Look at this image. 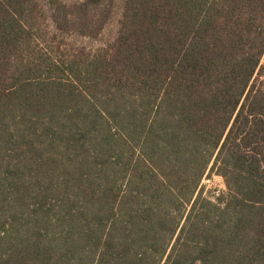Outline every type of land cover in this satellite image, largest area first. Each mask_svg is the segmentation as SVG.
<instances>
[{
  "label": "trees",
  "instance_id": "obj_1",
  "mask_svg": "<svg viewBox=\"0 0 264 264\" xmlns=\"http://www.w3.org/2000/svg\"><path fill=\"white\" fill-rule=\"evenodd\" d=\"M121 1L0 0V264H264V0Z\"/></svg>",
  "mask_w": 264,
  "mask_h": 264
},
{
  "label": "rangeland",
  "instance_id": "obj_2",
  "mask_svg": "<svg viewBox=\"0 0 264 264\" xmlns=\"http://www.w3.org/2000/svg\"><path fill=\"white\" fill-rule=\"evenodd\" d=\"M64 1L68 3H73V2H78L82 0H64ZM121 7H122V1L117 0L115 4L113 16L111 20L109 21L103 34L96 41H89V40L84 41L86 45L94 46V47L102 46L103 44L109 43L116 37L118 33L119 21H120V17L122 13ZM263 64H264V61H263ZM203 185L206 187L205 195L209 197L217 195L226 189L223 178H221L220 176L216 174H213L211 177L205 178L203 181Z\"/></svg>",
  "mask_w": 264,
  "mask_h": 264
}]
</instances>
